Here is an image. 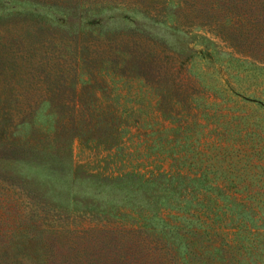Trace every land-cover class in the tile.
I'll list each match as a JSON object with an SVG mask.
<instances>
[{
  "label": "rangeland",
  "instance_id": "rangeland-1",
  "mask_svg": "<svg viewBox=\"0 0 264 264\" xmlns=\"http://www.w3.org/2000/svg\"><path fill=\"white\" fill-rule=\"evenodd\" d=\"M144 12L166 23L149 22ZM247 54L264 60V0H0V234L45 248L67 234L57 226L74 228L72 250L88 251L79 263L104 264L113 263L115 243L91 249L85 234L112 228L151 264L157 252L148 242L147 250L133 242L143 235L127 220H93L72 202L89 196L82 189L89 188L88 174L171 173L174 167L191 174L199 165L228 166L210 162L207 153L236 136L231 116H245L236 93L264 100V63L244 62ZM121 61L137 66L132 73L140 82ZM125 78L144 83L149 99L136 96L139 85L123 87ZM185 124L186 136L175 132ZM125 127L123 139L132 144L118 154ZM167 127L174 132H160ZM28 160L46 161L55 176L28 170ZM222 176L215 181H226ZM99 209L114 212L111 203ZM56 249L57 257H68Z\"/></svg>",
  "mask_w": 264,
  "mask_h": 264
},
{
  "label": "trees",
  "instance_id": "trees-1",
  "mask_svg": "<svg viewBox=\"0 0 264 264\" xmlns=\"http://www.w3.org/2000/svg\"><path fill=\"white\" fill-rule=\"evenodd\" d=\"M208 1L214 3L219 0ZM258 2L260 0H257ZM159 11L163 12V9ZM144 13V19L149 22L166 23V20ZM146 14L159 21L152 20ZM204 53H206L204 50H199V55ZM247 55L252 59L248 60V56L245 55L244 62L264 63L263 57ZM118 63L122 69L131 74L132 79L140 82L138 75L132 73L137 71V66L131 64L128 68L124 61ZM123 80L124 82H121L123 87L136 88V82L132 84L127 82V78ZM144 85L142 83L136 89L138 91L136 96L148 100L146 91H142V87L148 89ZM235 100L240 102L239 107L242 108L241 111L245 116L242 114L231 116V121H235L234 140L218 146L217 143H213L211 148L214 150L207 153L210 162L225 160L228 166L217 171L199 165V172L195 171L191 174L177 167H174L171 173L158 170L144 174L131 169L114 176L97 177L88 174L86 177L89 188L82 187V189L86 190L89 196L75 199L72 202L73 208L79 213L94 215L93 220L108 222L115 219L127 220L135 232L143 235L140 236V240L133 242L144 250H147L145 244L148 242L151 251L157 252V255L151 259V264H264V100L254 94L244 96L237 93ZM249 109L250 113H244ZM251 111L256 115L255 118L250 119ZM196 121L194 120L193 124H196ZM146 122L149 120L147 119ZM242 123L245 127L241 129ZM248 124L251 126L248 127ZM148 125L144 126L145 130L149 128ZM131 126H134L133 122ZM185 126L188 125H177L174 130L176 133L183 131L186 136ZM167 129L173 130L167 127L160 132ZM127 132L126 128L116 146L119 147L118 154L128 144H132V140L123 139ZM143 134L148 135L144 131ZM177 139L174 138V141L178 142ZM200 151L199 158L202 159L204 148L201 147ZM169 159L172 160L169 166H174V155L170 154ZM28 161H26L28 170L43 177L55 176L49 171L46 161ZM221 175L227 180L215 181ZM230 177L232 180L229 179ZM66 183L73 184L75 180L72 177L70 182ZM107 203H111L114 212L101 214L102 210L99 206ZM91 212L101 214L103 217ZM115 224L118 225L113 223L112 226ZM110 230V238H108ZM57 231L67 234L63 238H57L55 244L45 248H32V243L28 245L31 249L17 245L18 241L13 244L15 233L2 232L0 264H84L79 263L81 261L79 258L88 251L85 248L73 251L69 245L76 241L72 238L76 230L57 226ZM85 232L86 229L82 234ZM125 233H128L126 228ZM17 235L22 238L27 237L30 241L34 238L33 235L28 236L27 232ZM119 235V231H113L112 228L108 231L99 228L95 235L85 234L84 244L94 249L96 246L111 245L114 242L110 250L117 255L110 257L113 263L104 264H147V260L144 259L147 256L136 253L139 249L128 246L127 239L118 237ZM83 237L84 235L77 239V244L82 242ZM56 244L59 249L69 253L68 257L62 259L57 257ZM61 245L63 246L60 247ZM71 252L74 254L72 255Z\"/></svg>",
  "mask_w": 264,
  "mask_h": 264
}]
</instances>
